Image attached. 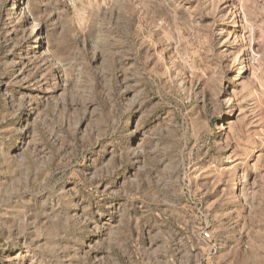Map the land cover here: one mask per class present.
I'll use <instances>...</instances> for the list:
<instances>
[{
    "label": "rangeland",
    "instance_id": "374dc122",
    "mask_svg": "<svg viewBox=\"0 0 264 264\" xmlns=\"http://www.w3.org/2000/svg\"><path fill=\"white\" fill-rule=\"evenodd\" d=\"M0 264H264V0H0Z\"/></svg>",
    "mask_w": 264,
    "mask_h": 264
},
{
    "label": "built area",
    "instance_id": "2783aa9c",
    "mask_svg": "<svg viewBox=\"0 0 264 264\" xmlns=\"http://www.w3.org/2000/svg\"><path fill=\"white\" fill-rule=\"evenodd\" d=\"M202 235H203L204 239H208L209 238V233L208 232H204Z\"/></svg>",
    "mask_w": 264,
    "mask_h": 264
}]
</instances>
